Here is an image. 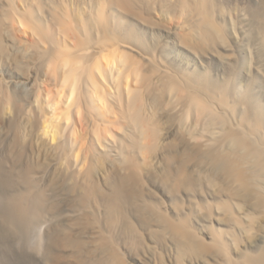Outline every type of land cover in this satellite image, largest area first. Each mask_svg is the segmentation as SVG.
<instances>
[{
    "label": "bare ground",
    "instance_id": "6f19581e",
    "mask_svg": "<svg viewBox=\"0 0 264 264\" xmlns=\"http://www.w3.org/2000/svg\"><path fill=\"white\" fill-rule=\"evenodd\" d=\"M176 2L199 30L181 13L174 31L152 18L157 0H0V156L12 163L0 173L13 190L0 200L19 246L44 253L53 221L75 264H127L113 229L129 207L187 264H264V101L236 67L173 54L203 53L224 32L213 1ZM141 25L171 26V38ZM214 123L213 139L193 127Z\"/></svg>",
    "mask_w": 264,
    "mask_h": 264
},
{
    "label": "rangeland",
    "instance_id": "374dc122",
    "mask_svg": "<svg viewBox=\"0 0 264 264\" xmlns=\"http://www.w3.org/2000/svg\"><path fill=\"white\" fill-rule=\"evenodd\" d=\"M176 1H178V0H176ZM176 1L175 0H161V1L157 0V4L156 3L154 4V5H158V6H155L157 8H153V9L151 8L152 14H153V15L151 14L152 18L155 17L154 19H156V20L158 19L157 21L160 20V23H161V20L162 21L164 20V22L166 21L167 23L171 24L172 27L171 26L170 27L172 29L174 28L173 31L176 30L175 29L176 26H177V28L179 27V24H181V23L187 24V22H188L187 26L185 24V27H187V29H190V28L195 29L194 27H196V25L200 21L199 20L200 19L199 13L196 11H192V10H190L191 12L190 11H186L183 13H182V11L179 12V9L177 8L178 2H176ZM211 1H213V3H212L213 7L214 6L217 7V8L214 7V11H215L214 16H215V19L218 22V24L219 25L222 24L221 27H222V29H224V32H222L223 34L218 33L215 35L216 40L214 39L215 41L212 40L211 43H209L210 48L207 46L208 48L204 49V51H203L204 54L203 53L194 54V53L189 52L180 46L178 47V46H174V45H172L171 51L173 52L174 55L177 54L178 56L177 55L176 56L178 58H180L182 61H184L185 64H189V65L194 66V67L196 66L199 68H203L206 66H213L215 68V70L218 72H221V71L224 72V71L228 70V68H230L231 65H232V68L236 67L235 69H237V72L241 74V76L239 78V85L240 84L241 85H243V84L247 85L252 79H255L256 87H257V88H255V90H256V92H258L259 97L261 99H263V101H264V75H263L264 74V32H263V30L264 29L261 26L263 24L262 21H264V0H211ZM158 2L160 5L158 4ZM214 2L216 5L214 4ZM174 3H175V5L173 6ZM168 5H170V7H171L170 9H168L169 8ZM174 7H176L175 9H177V11L174 9ZM221 8H223V9H221ZM154 9H155V11H154ZM220 10H223L224 12L221 11V13H219ZM153 11L155 13H153ZM167 11H169V12L167 13ZM187 12H189V13H187ZM193 12H194V15L192 14ZM175 13H177L178 15ZM179 14H180V16H179ZM182 14L184 16H186L185 18L187 20L184 18L186 22L183 21L184 19L181 20L184 17V16H181ZM189 14L192 16H190ZM168 15H172V17L170 18ZM174 15L177 18H178V16L180 18L182 17L181 19L178 20V21H181V23H177V25H176V22H178V21H176L177 18ZM166 16L169 18H167ZM174 17L176 19H173ZM262 18H263V20H262ZM168 19H170V20L172 19V20L170 21ZM174 20L176 22H173ZM197 20H198V22H197ZM168 21H170L171 23ZM164 22L161 24H163V25L167 24L166 22L165 23ZM172 23H174V24H172ZM141 26H143V27L139 26L140 30L141 31L144 30L143 32H144L145 37L148 36L145 34L151 35L152 33L153 34L157 33L158 35L162 34L163 37L171 38L172 29L168 26L166 27V29L162 25H161V29L159 28V26L153 27L152 29H151V27L149 28V27L144 26V25H141ZM190 26H193V27H190ZM226 26H228V27H226ZM168 28L170 29L171 34L168 31L169 30ZM195 30H199L198 26ZM195 30H194V33H195ZM152 31H154V32H152ZM196 32H197V37L199 35H201L200 31L199 32L196 31ZM198 33H199V35H198ZM195 35H196V33H195ZM220 57H221V59H220ZM186 62H188V63H186ZM111 83H113V81H111ZM18 91H17V93H18ZM14 92L16 93V91H14ZM214 113L216 114V112H214ZM187 116L188 115H186V119H187ZM217 116L220 117V115H217ZM217 121H218V118H217ZM187 123L189 124V121ZM187 123H185V124H187ZM185 124L183 127H185ZM188 124H187V126H188ZM212 125L213 126H210L211 128L209 129L210 132L205 127L206 125L203 126V124H197V125L194 124L193 127L198 126L197 130H199V132H204V134H206V135L208 134L207 136L208 137L211 136V139H213L216 135H218L221 124L220 123H218V124L214 123ZM187 126L185 127V129L186 128L189 129L190 125H189V127H187ZM202 127L205 129H202ZM1 157L2 156H0V159H1L0 165L3 163L5 168L7 170H9L11 168L10 166H12L11 160L6 156H5L6 158L4 156L2 158ZM42 160L44 161L45 159H41V161ZM63 160L66 164H68L67 163L68 160L66 159V157ZM0 174H1L0 175V193L2 192V190H3V193H6V194H7V192H13L12 188L11 189L8 188V190H7V188H5V186L3 184L6 181V179L8 178L6 175L7 173L4 171V172H1ZM203 185H202L203 189L205 191L208 190V188H206V187H208V184L205 185L203 183ZM19 187L17 186V188H19ZM15 188L16 187H14L13 189L15 190ZM164 188H166V186L163 187V189ZM5 190H7V191L5 192ZM1 203H2V201H1ZM104 203H107V202H104ZM107 204H109V203H107ZM2 205H3V203L0 204V264H75L76 263L75 262L76 261V259H75L76 258V255H75L76 252H74L75 250L74 251L71 250L72 249L71 247H70L71 249L69 247L66 248V247H64L65 245H62L61 243L55 241V237H57V235H56L57 231H54V230H58V232L60 234L58 232H57V234H59L60 236H61V233L64 231L62 226L60 227V229H57V228H59L58 225L59 226L62 225L61 223L57 224V222H56L55 224L54 223L52 224L53 221L52 222L49 221V223L47 222L44 224L45 228L43 229L42 233H43V237H44V250H45L44 253H46V254L37 253L33 250L25 248L21 245L19 246V244H17V242L15 241V237L13 236L14 235L13 230L3 215L2 207H1ZM127 208L128 209H126V211H124L125 213H123L125 216H122L120 221H117L115 228L113 229V232H114L113 234L115 237L114 239L116 240V243H117L121 253L123 252L122 255L123 254L125 255L124 260L126 261L127 264H129V263L130 264H134V263L135 264H144L142 261H144V262L145 261L146 262L151 261L150 263H152V264H165V263L166 264H184V263L187 264V262L185 260H184V262L181 260H178V256H177V252H176L178 250L177 249L178 242H177V240H175L176 238L173 239L174 236L172 237L170 232L165 231L166 233L163 232L164 234L158 233L156 235V233L154 231H152L154 229V227H153L154 224L152 223V221H149L150 219L148 220V218H143L142 217L143 215L140 216V214L137 215L135 213L136 214L135 215L133 210H131L132 211L131 212L130 208L129 207H127ZM97 224H99V223H97V222L96 223H89V226H88L89 229L86 228V231H89V232H87V234H91V235L95 234L93 236V238H96L99 235V231L101 230V227H99V225L97 226ZM63 226L65 228L68 227L65 225H63ZM76 229H78L77 231H79V228H77V226H76V228L75 227H73L72 229L70 228V230H71L70 233L76 234V232H77ZM50 233L52 234V236ZM159 234H161V235H159ZM123 239H125V240H123ZM62 246L64 248H62ZM142 257H143V259H142Z\"/></svg>",
    "mask_w": 264,
    "mask_h": 264
}]
</instances>
